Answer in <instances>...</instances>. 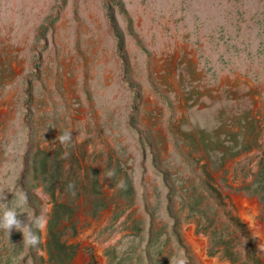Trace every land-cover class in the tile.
<instances>
[{"label":"rangeland","instance_id":"374dc122","mask_svg":"<svg viewBox=\"0 0 264 264\" xmlns=\"http://www.w3.org/2000/svg\"><path fill=\"white\" fill-rule=\"evenodd\" d=\"M2 192L0 264H264V0H0Z\"/></svg>","mask_w":264,"mask_h":264},{"label":"bare ground","instance_id":"6f19581e","mask_svg":"<svg viewBox=\"0 0 264 264\" xmlns=\"http://www.w3.org/2000/svg\"><path fill=\"white\" fill-rule=\"evenodd\" d=\"M234 201L238 204L239 215L256 236L258 245H264V221L258 222L254 219V215L257 213L255 200L236 196ZM184 237L192 246L193 255L199 264H225L216 258H209L205 255V239L202 236L193 235V225H189V229L184 232ZM99 248L100 246H97V249Z\"/></svg>","mask_w":264,"mask_h":264},{"label":"clouds","instance_id":"9594fccd","mask_svg":"<svg viewBox=\"0 0 264 264\" xmlns=\"http://www.w3.org/2000/svg\"><path fill=\"white\" fill-rule=\"evenodd\" d=\"M86 137L83 134H80L77 142H82ZM73 139L72 130H66L63 134L58 136V141L61 144H68ZM111 175H114V172H110L109 178ZM123 182H121L118 187H122ZM7 198L4 192L0 193V228L6 230L7 234L11 232L12 229H15L22 233L23 239L27 245H34L37 242V237L34 235L32 231V226L28 221H22L19 217L22 213L18 214L15 208H10L8 206ZM26 198L23 203H26ZM21 205H17L19 207ZM36 220L41 223L40 218H36ZM259 247H264V245H259ZM177 264H187L186 259H178Z\"/></svg>","mask_w":264,"mask_h":264}]
</instances>
